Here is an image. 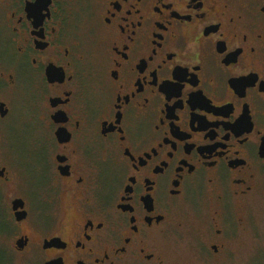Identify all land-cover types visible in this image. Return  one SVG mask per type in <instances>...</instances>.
Listing matches in <instances>:
<instances>
[{"label": "flooded vegetation", "instance_id": "flooded-vegetation-1", "mask_svg": "<svg viewBox=\"0 0 264 264\" xmlns=\"http://www.w3.org/2000/svg\"><path fill=\"white\" fill-rule=\"evenodd\" d=\"M263 181L264 0H0V264H164L198 202L218 255Z\"/></svg>", "mask_w": 264, "mask_h": 264}, {"label": "rangeland", "instance_id": "rangeland-1", "mask_svg": "<svg viewBox=\"0 0 264 264\" xmlns=\"http://www.w3.org/2000/svg\"><path fill=\"white\" fill-rule=\"evenodd\" d=\"M187 207L165 249L164 264H264V181L244 211L232 218L240 219L238 230L224 233L225 243L218 255L210 251L209 232L203 221L202 202ZM238 216V217H237Z\"/></svg>", "mask_w": 264, "mask_h": 264}]
</instances>
